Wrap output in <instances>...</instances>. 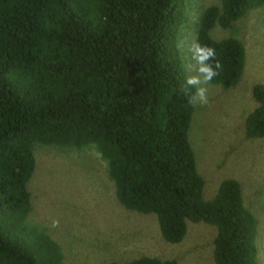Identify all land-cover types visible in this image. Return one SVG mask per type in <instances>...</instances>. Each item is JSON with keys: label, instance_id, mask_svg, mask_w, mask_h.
I'll return each mask as SVG.
<instances>
[{"label": "trees", "instance_id": "trees-1", "mask_svg": "<svg viewBox=\"0 0 264 264\" xmlns=\"http://www.w3.org/2000/svg\"><path fill=\"white\" fill-rule=\"evenodd\" d=\"M185 0H0V264H65L60 244L32 210L34 150L94 149L124 208L154 214L164 241L179 243L186 222L216 228L214 264H261L258 219L242 185L224 178L204 199L188 130L176 44ZM264 0H220L202 12L196 39L215 48L224 90L241 80L246 50L214 39ZM189 91H192L191 89ZM244 118L247 139L264 138V83ZM106 264H122L109 262ZM123 264H176L142 255Z\"/></svg>", "mask_w": 264, "mask_h": 264}, {"label": "rangeland", "instance_id": "rangeland-1", "mask_svg": "<svg viewBox=\"0 0 264 264\" xmlns=\"http://www.w3.org/2000/svg\"><path fill=\"white\" fill-rule=\"evenodd\" d=\"M184 2L187 19L178 40L196 38L202 12L220 0ZM210 35L240 39L246 50L245 69L240 82L229 90L211 83L207 106L193 104L188 140L205 182L204 199L215 195L224 178L241 183L243 201L258 219L256 245L264 264V138L247 139L243 125L255 105L252 86L264 83V5L250 10L233 27L214 25ZM180 53L189 75L190 56ZM34 156L27 185L32 204L29 219L48 229L63 250L65 264H123L142 255L174 259L176 264H214L215 226L188 220L179 243L164 241L154 214L119 204L106 164L94 149L37 146ZM53 221L58 224L53 226Z\"/></svg>", "mask_w": 264, "mask_h": 264}, {"label": "clouds", "instance_id": "clouds-1", "mask_svg": "<svg viewBox=\"0 0 264 264\" xmlns=\"http://www.w3.org/2000/svg\"><path fill=\"white\" fill-rule=\"evenodd\" d=\"M178 52H186L190 63L186 66L189 75L185 76V92L190 104L207 106L210 103L209 85L223 71L222 62L217 59L215 48L202 44L195 37H182L176 44ZM192 91H189V90ZM58 224L53 221V226Z\"/></svg>", "mask_w": 264, "mask_h": 264}]
</instances>
